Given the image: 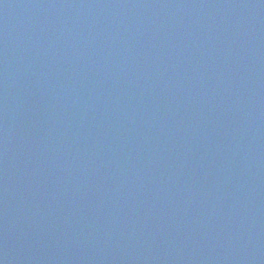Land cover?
<instances>
[{"label":"water","instance_id":"water-1","mask_svg":"<svg viewBox=\"0 0 264 264\" xmlns=\"http://www.w3.org/2000/svg\"><path fill=\"white\" fill-rule=\"evenodd\" d=\"M0 264H264V0H0Z\"/></svg>","mask_w":264,"mask_h":264}]
</instances>
